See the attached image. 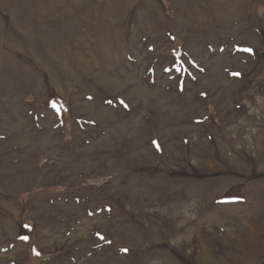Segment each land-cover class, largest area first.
<instances>
[{"label":"rangeland","instance_id":"374dc122","mask_svg":"<svg viewBox=\"0 0 264 264\" xmlns=\"http://www.w3.org/2000/svg\"><path fill=\"white\" fill-rule=\"evenodd\" d=\"M0 264H264V0H0Z\"/></svg>","mask_w":264,"mask_h":264},{"label":"snow or ice","instance_id":"6c2138e0","mask_svg":"<svg viewBox=\"0 0 264 264\" xmlns=\"http://www.w3.org/2000/svg\"><path fill=\"white\" fill-rule=\"evenodd\" d=\"M244 51L251 52L252 50L251 49H245ZM236 75H238V73ZM24 239H27V237H24Z\"/></svg>","mask_w":264,"mask_h":264}]
</instances>
